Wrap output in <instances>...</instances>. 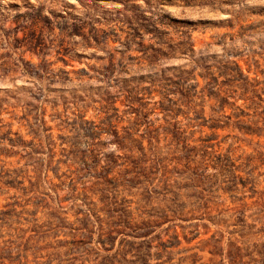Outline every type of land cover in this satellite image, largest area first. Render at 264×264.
<instances>
[{"label":"rangeland","instance_id":"obj_1","mask_svg":"<svg viewBox=\"0 0 264 264\" xmlns=\"http://www.w3.org/2000/svg\"><path fill=\"white\" fill-rule=\"evenodd\" d=\"M0 264H264V0H0Z\"/></svg>","mask_w":264,"mask_h":264},{"label":"trees","instance_id":"obj_2","mask_svg":"<svg viewBox=\"0 0 264 264\" xmlns=\"http://www.w3.org/2000/svg\"><path fill=\"white\" fill-rule=\"evenodd\" d=\"M235 67L238 68V66L235 64Z\"/></svg>","mask_w":264,"mask_h":264}]
</instances>
